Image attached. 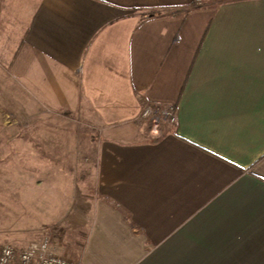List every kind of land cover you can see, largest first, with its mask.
I'll return each mask as SVG.
<instances>
[{"label": "crops", "instance_id": "1", "mask_svg": "<svg viewBox=\"0 0 264 264\" xmlns=\"http://www.w3.org/2000/svg\"><path fill=\"white\" fill-rule=\"evenodd\" d=\"M0 76L19 107L86 127L95 163L77 167L80 198L66 187L55 253L264 264V0H0ZM145 103L174 105L175 123L152 134Z\"/></svg>", "mask_w": 264, "mask_h": 264}, {"label": "rangeland", "instance_id": "2", "mask_svg": "<svg viewBox=\"0 0 264 264\" xmlns=\"http://www.w3.org/2000/svg\"><path fill=\"white\" fill-rule=\"evenodd\" d=\"M9 80L0 76V136H5V139L0 138V247L10 243L22 248L42 240L54 230H62L65 212L72 205L66 187H72L73 193L77 189L80 198L83 190H87L80 182L88 178V171L78 169V166L81 163L92 165L95 157L81 153L84 140L77 129L82 132L86 130L85 126L68 119L50 124L47 118L33 113L31 103L19 107L14 84L10 77ZM51 113L61 116L54 110ZM39 130L44 135L38 158L32 133ZM49 130L56 131L57 138H50ZM36 161H40L42 168L38 177L40 184H36L31 169ZM65 164H74L78 168L67 171ZM56 165L62 169L50 170ZM84 196L87 195L84 193L81 198ZM52 199L56 203L51 202Z\"/></svg>", "mask_w": 264, "mask_h": 264}, {"label": "built area", "instance_id": "3", "mask_svg": "<svg viewBox=\"0 0 264 264\" xmlns=\"http://www.w3.org/2000/svg\"><path fill=\"white\" fill-rule=\"evenodd\" d=\"M135 119L147 121L152 134H159L162 123H175V107L172 104L153 106L142 105ZM0 264H85L81 260H72L55 253L50 237L45 236L38 242H30L22 248L10 243L0 247Z\"/></svg>", "mask_w": 264, "mask_h": 264}]
</instances>
